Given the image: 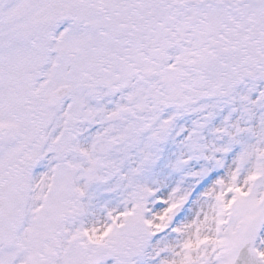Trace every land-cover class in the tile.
<instances>
[{"label": "snow or ice", "instance_id": "obj_1", "mask_svg": "<svg viewBox=\"0 0 264 264\" xmlns=\"http://www.w3.org/2000/svg\"><path fill=\"white\" fill-rule=\"evenodd\" d=\"M0 264H264V0H0Z\"/></svg>", "mask_w": 264, "mask_h": 264}]
</instances>
